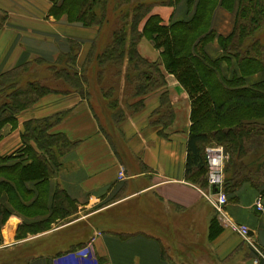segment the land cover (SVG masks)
<instances>
[{
  "label": "crops",
  "instance_id": "1",
  "mask_svg": "<svg viewBox=\"0 0 264 264\" xmlns=\"http://www.w3.org/2000/svg\"><path fill=\"white\" fill-rule=\"evenodd\" d=\"M50 6V0H0V13L5 14L0 26V73L36 59L52 64L76 45L75 65L81 69L91 48L97 52V26L85 27L65 17L56 19L48 14ZM235 11L236 5L231 9L215 7L210 20L215 37L204 45L209 58L224 54L216 37L233 30ZM150 14L168 24L189 19L192 10L186 0H180L174 5L153 4ZM142 39L151 42L142 36L137 44L139 54L158 61L160 50L152 43L148 52L142 53ZM124 62L126 66V58ZM236 68L233 58L220 61L226 77ZM261 79L264 72L247 77L246 82L249 85ZM166 82L164 89L148 93L136 111L114 122L116 142L101 125L91 106L93 100L68 91L43 95L18 113L15 123L0 127V156L15 155L23 147L24 121L64 112L48 132L61 133L73 144L60 156V167L48 180L45 202L49 208L52 192L59 187L76 205L72 220L22 239H16L15 232L24 217L14 212L4 225L2 247L34 241L36 249L25 253L31 256L26 264H97L96 258L99 264H254V252L218 221L203 196L202 190L208 187L199 188L185 176L190 99L172 74H166ZM164 90L174 112L165 127L152 123ZM258 121L264 122V118ZM121 169L123 179L118 178ZM24 185L31 188L33 182ZM227 197L226 212L249 228L264 253V214L255 208L258 198L264 206V183L254 187L243 181ZM104 200L107 204L99 206ZM107 211L113 216L109 223L99 222L98 217ZM214 216L221 229L210 239L209 223ZM81 223L87 237L79 240L76 225ZM83 252L85 256L80 254ZM257 264H264V258Z\"/></svg>",
  "mask_w": 264,
  "mask_h": 264
},
{
  "label": "trees",
  "instance_id": "2",
  "mask_svg": "<svg viewBox=\"0 0 264 264\" xmlns=\"http://www.w3.org/2000/svg\"><path fill=\"white\" fill-rule=\"evenodd\" d=\"M50 1L48 14L56 19L65 17L68 22L85 27L97 26L98 33L106 21L109 0ZM179 1L153 0L148 3L137 0L131 13L122 14L120 27L112 31L101 52L93 53L91 48L80 70L75 65L78 45L71 47L56 62L48 63L47 68L57 75L54 67L63 60L65 65L69 63L72 72H66L64 76L82 90L88 83L82 72L93 65L90 62L93 56L97 75L108 61L119 67L116 73L120 74V65L126 58L125 80L134 88L133 96L139 97L133 111L141 106L148 93L164 89L166 74H172L190 99L191 123L184 167L188 181L199 188L207 187L205 147L214 143L223 145L229 155L224 168L226 194L243 181L258 187L264 183V122L258 121L264 118V79L249 85L246 79L264 72V0H186L188 10H192L191 17L168 24L162 23L158 15H148L153 4L174 5ZM218 5L228 9L236 5L235 21L228 35L216 37L224 54L211 59L204 51V45L215 37L210 20ZM128 15L129 20L125 19ZM144 18L139 31L138 26ZM4 19L5 14L1 12L0 26ZM142 36L160 50L158 61L139 54L137 44ZM224 58H233L237 66L230 77L220 69V61ZM33 62L42 63V60ZM65 65L64 69H67ZM29 66L30 63H24L0 73V127L15 123L16 115L43 95L60 91L37 79L21 85L19 73ZM162 93L160 109L155 111L152 123L165 127L172 121L174 112L168 105L166 90ZM63 114L58 112L24 121L20 153L0 156V246L1 227L14 212L24 217L16 228V239L45 231L47 225L76 212L75 203L59 187L52 192L49 208L45 202L48 180L59 169L60 156L73 144L61 133L48 132ZM26 182H33V187L27 188ZM220 229L214 216L209 223V238L213 239ZM30 257L23 255L21 264H26ZM96 263H100L99 258Z\"/></svg>",
  "mask_w": 264,
  "mask_h": 264
},
{
  "label": "rangeland",
  "instance_id": "3",
  "mask_svg": "<svg viewBox=\"0 0 264 264\" xmlns=\"http://www.w3.org/2000/svg\"><path fill=\"white\" fill-rule=\"evenodd\" d=\"M136 1L137 0L108 1L107 8L105 10L106 21L101 27V31L98 35L99 37H98V41L96 42L97 43L96 53L101 52L108 39H110L109 37L112 31L120 27L122 23L121 20L122 14L131 13V8L136 3ZM151 1L153 0H146V2L148 3ZM125 19L129 20L130 16L129 15L126 16ZM127 31L129 30L127 29ZM141 42L143 43L141 46V51L143 54H146V52H148V49L150 48L149 45H151V42H149L146 39H142ZM124 61L125 59L120 65V70H121L120 74L116 73L119 67L114 64L112 65V63L108 61L107 62L108 65L104 66L103 71H101V73L97 75L98 69L97 66L94 64V62L96 61L93 56L92 60L90 61L91 63H93V65L89 69H85L82 72L84 73L82 76L88 78L87 86L82 87V90L80 87L77 88L74 87L71 83L68 82L70 80L64 76L66 72L68 73L72 72V69L69 67V63L65 65L64 60L60 64L54 67V69H57L58 71L57 75H54L53 69L48 70L47 63L34 62L30 64L29 67L23 69L21 73H19V79L21 85L27 80L37 79L45 82L52 88H56L57 90L60 91H64V92L68 91L73 93L75 92L78 93L81 97H85L86 95H88V98H91L93 100L91 106L94 112L99 116L101 125L105 128L108 137L112 141L116 142L117 136L115 135V130H116L115 126L117 125H115L114 122H117L118 120L122 119V117H124L127 113H131L133 109L137 108V101L139 99V97L133 96L134 88L132 86H128L126 83L125 73H126L127 65L125 66ZM64 65L65 67H67V69H64ZM60 70L63 72H61ZM8 80L10 81L11 78H9ZM110 131H113V134ZM212 144L214 143H210V145ZM104 204H107L105 200L100 202L99 206ZM121 216L123 218L124 214H122ZM111 217H113L112 212L107 211V213L104 214V217L99 216L98 220L99 222H104V224H108L109 220H111ZM73 218H75L74 214L68 215V217L62 219V221L59 222L55 221V223L47 225V227H45V231L48 230L49 228H52L55 225L61 224V222L64 223L66 221L72 220ZM4 225L1 227L2 244L4 241L3 237H5L6 235ZM77 225H76V228H78V231L76 233L77 238L79 240H82L83 238L87 237L84 236L87 229L86 227L82 226L83 225L82 223L79 224L78 226ZM42 246L43 245H41V247ZM31 249L32 250L36 249V244L34 241L30 243L27 242L23 244H15L7 247L4 246L2 247L1 245L0 264L1 263L4 264V262L11 264L10 263L11 261L14 264L15 263L21 264L23 260V255H25V253L29 252ZM164 252L165 255L169 259H171L170 254L165 250ZM217 264L220 263L217 262Z\"/></svg>",
  "mask_w": 264,
  "mask_h": 264
},
{
  "label": "built area",
  "instance_id": "4",
  "mask_svg": "<svg viewBox=\"0 0 264 264\" xmlns=\"http://www.w3.org/2000/svg\"><path fill=\"white\" fill-rule=\"evenodd\" d=\"M228 157V153L221 144H212L205 147V160L207 166L206 181L208 189L207 191L202 190V194L214 209L218 221L240 236L243 242L251 248L254 252L253 262L257 264L261 258H264L262 249L253 241L249 234V228L244 224L235 222L225 209L228 197L224 189V168ZM123 177L124 171L121 169L118 172V178L123 179ZM213 187L216 188V192H213ZM255 208L258 212L264 214V206L259 198L255 202ZM80 254L85 256L86 252Z\"/></svg>",
  "mask_w": 264,
  "mask_h": 264
},
{
  "label": "water",
  "instance_id": "5",
  "mask_svg": "<svg viewBox=\"0 0 264 264\" xmlns=\"http://www.w3.org/2000/svg\"><path fill=\"white\" fill-rule=\"evenodd\" d=\"M213 192H216V188L215 187H213Z\"/></svg>",
  "mask_w": 264,
  "mask_h": 264
}]
</instances>
